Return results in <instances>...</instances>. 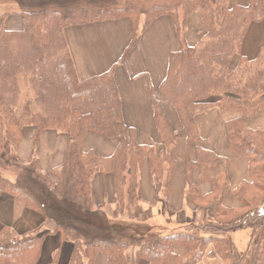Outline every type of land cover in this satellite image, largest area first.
<instances>
[{
    "label": "trees",
    "instance_id": "obj_1",
    "mask_svg": "<svg viewBox=\"0 0 264 264\" xmlns=\"http://www.w3.org/2000/svg\"><path fill=\"white\" fill-rule=\"evenodd\" d=\"M98 1L0 0L2 7L20 8L0 14V197L10 196L54 223L63 241L75 244L73 264H93L99 254L107 256V264H199L205 257L233 264L231 235L245 230L250 232L249 242L235 264H264V132L248 128L249 120L264 109V92L257 86L264 77V48L254 61L242 55L249 28L264 22V0H247L246 5L238 0H181L182 25L199 14L207 29L196 47L183 42L174 5H156L143 13L138 7L90 6ZM142 16L144 24L138 33L137 22ZM165 16L174 19L182 48L171 55L161 94L175 109L189 144H197L196 159L187 160L185 202L203 211L217 206L218 220L232 219L229 224L214 219L189 222L166 235L153 231L141 208L142 175L148 164L160 198L168 202L177 169L173 127L156 100L160 144H139L136 131L123 126V105L115 81L117 66L101 76L80 80L65 36L73 27L130 20L133 37L118 64L122 66L142 33ZM12 17H22L21 30L7 28ZM235 57L240 60L233 69ZM28 77L36 97L26 100L19 111V81ZM214 107L228 117L229 145L250 162L249 180L235 191L239 209L223 206L229 191L228 160L201 146L196 118ZM27 129L33 132L35 146L31 160L24 163L18 151ZM49 131L64 133L69 148L64 165L45 174L39 166V138ZM89 133L118 139L114 155L83 152V140ZM199 168L203 176L192 183ZM7 173L18 178L14 181ZM98 175L112 179L116 210L129 219L110 218L103 210L105 204L97 203L94 186ZM204 181L211 184L207 195L199 189ZM44 238H21L10 229H1L0 264H39Z\"/></svg>",
    "mask_w": 264,
    "mask_h": 264
},
{
    "label": "crops",
    "instance_id": "obj_2",
    "mask_svg": "<svg viewBox=\"0 0 264 264\" xmlns=\"http://www.w3.org/2000/svg\"><path fill=\"white\" fill-rule=\"evenodd\" d=\"M239 4L246 5L247 0H238ZM9 29L21 30L23 20L19 17L9 19ZM207 29L199 14L193 15L188 22V31L184 37L186 45L196 47L203 39ZM133 37L132 23L128 19L97 23L82 27H73L67 31V40L71 49L77 74L80 80L86 81L109 72L114 66L115 81L117 83L122 105L123 126L126 130L134 129L139 144L159 145L160 138L155 123L154 102L157 100L173 127L177 136L175 171L171 195L168 202L160 198L156 186L150 176L149 165H145L142 175V202L141 208L148 215V223L161 221L158 225H171L183 223L180 219H188L197 213H203L188 206L185 202V187L187 174V160L196 159V145H190L179 121L178 115L162 94L161 86L166 79L169 62L173 53L182 48V41L177 26L172 17L165 16L154 21L141 35L136 47L127 55L125 64L119 65L126 49L130 46ZM264 48V22L251 25L242 47V55L249 61L256 60ZM240 58L233 59L232 68H236ZM236 62V63H235ZM264 85V77L259 86ZM228 117L218 108H211L199 114L196 118L201 136V146L220 158L228 160L227 179L229 191L223 206L229 209H239L240 204L235 196L236 189L249 180L250 162L246 157L240 156L229 145L226 123ZM248 128L253 131L264 132V109L259 111L248 122ZM123 132V128L120 129ZM33 132L27 129L24 132L19 147V157L22 162L28 163L34 152ZM118 139H107L94 133H89L82 144L85 153L96 152L103 157H111L117 150ZM69 142L62 132H44L39 138V166L46 173L60 169L67 158ZM203 169L194 171L191 182L201 180ZM95 195L98 204L104 205V212L110 217L124 221L129 217L119 214L113 198V184L110 177L98 175L95 180ZM105 189L107 194L105 195ZM203 195L211 192V184L202 182L199 187ZM217 206L209 208L206 215L213 218ZM164 225V226H165ZM157 226V225H156ZM151 224L152 228H156ZM10 229L13 235L21 238H44L40 252L39 264H73L72 257L75 249L74 243L63 241L61 234L56 233V226L46 222L39 212L25 209L17 204L10 196L0 197V231ZM162 233V232H160ZM164 234V233H163ZM74 235V234H73ZM248 230L231 235L233 242L232 263L237 262L240 253L245 250L249 242ZM73 242L74 240L71 239ZM81 250L84 242L80 241ZM213 246L209 247V251ZM134 250L131 252L134 255ZM105 254H99L93 264H107ZM137 264H149L140 261ZM199 264H222L219 257H205Z\"/></svg>",
    "mask_w": 264,
    "mask_h": 264
},
{
    "label": "rangeland",
    "instance_id": "obj_3",
    "mask_svg": "<svg viewBox=\"0 0 264 264\" xmlns=\"http://www.w3.org/2000/svg\"><path fill=\"white\" fill-rule=\"evenodd\" d=\"M100 1H103V0H100ZM100 1L94 2L90 6L93 7V8H108V7L109 8H111V7H114V8H128V7H138L143 13L144 12L146 13V11L148 9H150L151 7L156 6V5H174L177 8V15H178L179 23L181 24V27H182V28H180L181 34H183L185 36L187 31H188V24L186 26L182 25L183 11H182L181 0H114V1L105 0L104 1L105 3H101ZM18 11H20V8L17 5H11V6H8V7L0 6V14L4 13V12L11 13V12H18ZM140 18H141L140 21L137 22V24L139 26L138 33L141 32V28L143 27L144 18L145 17L142 16ZM21 19H22V17H21ZM7 28H9V27L7 26ZM65 36H66V39H67V32H66ZM205 36H206V34H205ZM205 36L203 37V39L205 38ZM67 42H68V40H67ZM68 46H69V44H68ZM69 50L71 52L70 47H69ZM71 55H72V52H71ZM72 57H73V55H72ZM73 60H74V58H73ZM238 65H239V63H238ZM238 65H237V67H238ZM236 68H233V69H236ZM245 76L247 77V74ZM19 86H20V88H19V92H18V96H17L18 102H19L17 105L19 107H16V109H19V111H23V105L25 104L26 100L35 99L36 94H35V91H34V88H33L32 84L29 82V77L27 79H20ZM257 86H258V90L259 91H263L264 92V85L259 86V83H258ZM6 176L8 178L14 180V181H16V179L18 178V176H16L13 173H7ZM198 216H199V218L198 217L194 218L193 216L189 217L188 219L181 218L180 220L183 222L181 224H177V220H175L174 223H172L169 226H166L165 225L166 223H164L165 226L164 225H158L159 222H161V221H157V222L153 221L152 223H148V225L149 226H151V224L155 225V226L157 225L156 228H152L153 231L155 233L162 232V233H164L166 235V234H168L170 232H173V231H179V229L182 226L184 227V225H186L189 222H195V221L196 222H204V221L209 220V219H214L220 224L221 223L229 224L228 221L230 222V220H232L231 217L218 220V218L216 217V212H215V215L213 216V218H210L211 216L206 215L205 211L203 213H199ZM113 218H115V217H113ZM239 233H241V231L235 232L234 234L237 235ZM238 259H239V257H238Z\"/></svg>",
    "mask_w": 264,
    "mask_h": 264
},
{
    "label": "water",
    "instance_id": "obj_4",
    "mask_svg": "<svg viewBox=\"0 0 264 264\" xmlns=\"http://www.w3.org/2000/svg\"><path fill=\"white\" fill-rule=\"evenodd\" d=\"M263 213V212H262Z\"/></svg>",
    "mask_w": 264,
    "mask_h": 264
}]
</instances>
